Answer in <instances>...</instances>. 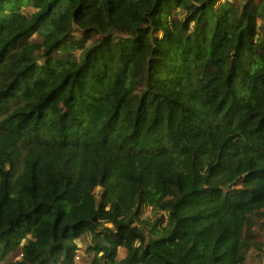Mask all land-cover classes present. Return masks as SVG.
Returning <instances> with one entry per match:
<instances>
[{
	"label": "trees",
	"instance_id": "16d2710c",
	"mask_svg": "<svg viewBox=\"0 0 264 264\" xmlns=\"http://www.w3.org/2000/svg\"><path fill=\"white\" fill-rule=\"evenodd\" d=\"M263 209L264 0H0V264H240Z\"/></svg>",
	"mask_w": 264,
	"mask_h": 264
},
{
	"label": "rangeland",
	"instance_id": "374dc122",
	"mask_svg": "<svg viewBox=\"0 0 264 264\" xmlns=\"http://www.w3.org/2000/svg\"><path fill=\"white\" fill-rule=\"evenodd\" d=\"M42 35L39 33H36L32 36V41H40L42 40ZM77 53V52H74ZM237 186H243L242 182H239ZM97 190H99L97 188ZM142 217H150L151 220L153 219L149 209H144ZM257 225L255 226V243L252 245V248H250V251L246 254H243L240 256V264H264V209H263V215L258 217ZM87 235L82 237V242L80 239L78 240V245L80 249L77 251V254L75 256V261L78 264H98L93 263V258L89 256V260H87V254L85 253L84 249L87 247ZM118 256L121 258V256H125L126 250L123 248L118 249ZM20 259L19 252H13L11 253L5 260L3 264H16V262ZM103 264V263H99ZM105 264V263H104Z\"/></svg>",
	"mask_w": 264,
	"mask_h": 264
},
{
	"label": "crops",
	"instance_id": "0c3cea01",
	"mask_svg": "<svg viewBox=\"0 0 264 264\" xmlns=\"http://www.w3.org/2000/svg\"><path fill=\"white\" fill-rule=\"evenodd\" d=\"M254 245V244H253ZM250 248H252V246L250 247ZM250 248L248 249V251L247 252H245L246 254L250 251ZM125 250V249H124ZM244 253V254H245ZM125 255H126V253H125ZM125 256H121V258H124ZM87 260H89V257L88 258H86ZM77 264H78V262H77Z\"/></svg>",
	"mask_w": 264,
	"mask_h": 264
}]
</instances>
